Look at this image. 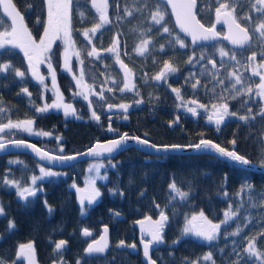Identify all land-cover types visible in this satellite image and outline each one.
Returning a JSON list of instances; mask_svg holds the SVG:
<instances>
[{
	"label": "trees",
	"instance_id": "obj_1",
	"mask_svg": "<svg viewBox=\"0 0 264 264\" xmlns=\"http://www.w3.org/2000/svg\"><path fill=\"white\" fill-rule=\"evenodd\" d=\"M156 2L158 0H150V7ZM13 3L24 15L25 24L33 39L39 42L47 21V7L44 0H13ZM109 3V18L112 22L105 25L92 38L93 44L100 51L101 59L87 55L92 45L88 44L82 35L99 20L91 7L90 0H74L70 12L71 38L76 50L80 51L83 64L72 55L70 58L72 71L65 70L63 40L57 39L52 45L51 60L56 73V85L63 95L64 102L72 104L76 110V116L66 117L64 111L60 109L37 113V107H42L45 103L50 104L54 99L51 90L53 88L50 87L47 78H44L43 85L32 79L30 71H27V61L19 49H12V55L0 56V63L9 62L14 69L26 71L23 81L15 76L14 70L0 72V107L5 109L0 113V125L7 124L9 120L17 122L32 119L34 132L49 134L30 135L17 129H5L1 135L2 140L24 138L51 152L69 154L84 150L95 141L114 137L122 132L136 134L156 144L186 145L196 143L201 138H209L226 148H233L230 141L234 139L235 150L238 153L260 163L261 153L264 152V117L257 113L264 107V101L252 96L251 102L241 107L242 101L248 99V96L236 100L228 99L229 110L236 112L237 116L226 117L218 131L216 125L208 121L209 113L197 108L198 114L193 116L186 108L178 106L181 100L177 99L176 93L172 91L173 88H179L185 102L196 100L198 104L206 105L211 109L213 104L220 101L216 94L208 90L213 86L209 83L210 78L200 75L201 65L212 70L208 59H213L221 77L232 71L235 62L228 60L227 57H220L218 48L221 46H224L226 51L236 52L241 65H246L247 57L252 52H256L258 54L256 63L259 64L262 59L260 43L254 39L244 49L233 48L223 40L193 45L177 33L168 9L162 3L161 7L166 12L165 21L172 30L173 36L181 37L188 45L185 49L179 48L178 45L170 48L167 46L169 37L161 33L159 25L152 26L151 32L146 31L151 23L147 19L149 9L134 12L131 17L117 20L116 0H109ZM125 3L129 7L140 6L139 3L133 5L132 0H120L121 16ZM252 3L254 0H239L236 5L237 16L252 15L253 22L250 27L260 22L259 14L252 12ZM28 5H32L31 9ZM217 6L215 0H197V17L205 25H213L216 23L215 7ZM81 12L84 13L83 17L80 15ZM38 19L40 23H37ZM0 21L5 26L11 24L2 7H0ZM241 23L247 26V21L241 20ZM216 28L219 32H224L222 25H217ZM0 31H4V28L0 27ZM118 34L120 59L128 69L132 70L129 80L135 86L132 90L123 92L120 88L124 86V71L116 63L114 54L103 51L111 46L113 37ZM148 37L153 38V46L148 53L138 56L134 50L136 45L141 38ZM161 45H165L163 52L160 51ZM193 50L197 58L201 52H204L208 59L193 67L187 63L188 58L193 55ZM222 59L226 67H220ZM165 61L174 64L178 72L169 75L167 82L154 80L153 77L160 72ZM81 70L83 81L78 87L73 77L79 78ZM239 71L244 77L245 86L251 84L255 90V85L260 82L259 76H252L251 70L246 71L243 66L239 67ZM41 73L42 75L45 73L43 66ZM189 73H195L196 76L186 82ZM197 79L200 84L194 90L192 84ZM225 85H228L227 81ZM83 87L86 93L90 87L91 92L96 94H90L88 100L74 95L78 91H83ZM23 88L28 89L31 97L22 92ZM109 88L112 90L108 91ZM101 90L104 94L103 99L98 95ZM220 92L221 88L217 87L216 93ZM89 101L93 105L91 109ZM136 101L142 103L137 104ZM122 104L129 105L127 112L119 107ZM109 105L116 107L117 110L106 112L105 109ZM189 106L193 105L189 103ZM249 109L255 119L239 120L238 117L247 115ZM92 111L100 117L99 121L92 118ZM177 117H179L178 122L172 123L177 121ZM109 125L114 131L108 130ZM101 160L110 163L107 167V179L96 184L102 195L81 215L78 194L71 186L75 184L80 187L84 184L86 164L91 160L79 161L63 169H54L40 164L26 153L0 155V205L4 208V215L0 216V236L3 237L0 240V258H3L4 264H13V261L23 264L22 258L17 257L18 246L29 242L34 245L36 264H58V262L77 264L78 260L80 264H141L139 253H130L126 248L119 247L118 243L136 241L137 230L133 221L147 215L156 216L161 209L169 219L163 230V242L152 253L158 264H191L208 252L213 254L216 264H235L237 256L232 254L234 246L243 256L240 264H257L254 259H248L244 247L247 239L264 231L263 171L234 165L202 152L156 156L148 155L134 147ZM11 161L18 163H10ZM41 167L58 175L37 180L36 187L42 191H38L35 197L28 198L30 201L28 203L18 198L15 188L3 184L4 178L7 177L20 181L22 186H27L31 184L32 176H40ZM173 182L177 188L189 194L186 200L181 201L170 190L169 185ZM245 183L252 185V192H246L242 197L238 196V191ZM114 188L117 191L112 194L109 190ZM121 192L123 195H120ZM225 192L228 193L227 197L224 195ZM249 196L252 197L251 201ZM241 199L244 208L239 213V219L222 226L216 241L206 242L182 234L186 218L203 211L214 223H219L223 220L224 211L229 203L233 204L235 210ZM45 200L53 209L51 214L45 207ZM114 211L121 212L124 217L116 220L113 216ZM246 217H250L251 225L244 228L239 236L229 235L235 231L237 224L244 226ZM9 220L15 223V228L11 232L8 230ZM103 224L109 226L111 247L104 255L87 254L86 243L98 235ZM84 228L92 235L84 236L82 234ZM61 240L67 243L58 254L54 252V248ZM174 241L176 243H173ZM257 247L264 252V236L259 237ZM199 264H210V262L199 259Z\"/></svg>",
	"mask_w": 264,
	"mask_h": 264
},
{
	"label": "snow or ice",
	"instance_id": "obj_2",
	"mask_svg": "<svg viewBox=\"0 0 264 264\" xmlns=\"http://www.w3.org/2000/svg\"><path fill=\"white\" fill-rule=\"evenodd\" d=\"M47 7V21L44 27V34L40 37L39 42L33 39L31 32H29L26 24L25 17L21 14V12L17 9L16 5L13 3V0H0V7L3 8L4 13L10 18L11 24L9 26H5L2 21H0V27L4 28V31H0V56L8 54L12 55V49H19L24 58L27 61L28 69L32 76L39 81L42 85L44 84V77L40 75L38 66L43 63H47L49 73L52 79V87L55 89L57 100L52 104L45 103L42 107H37V113H44L49 111L50 109H63L64 115L67 116H76V110L73 108L72 104L65 103L63 99V95L59 92V89L56 85V73L52 67L51 57L53 55L52 45L53 42L57 39H62L65 45L64 49V68L65 70L71 72L72 67L70 64V58L72 55H75L80 64H83V60L80 59V51L76 50L75 44L71 38V9L73 7L74 0H44ZM133 5L139 3V7H129L127 3L123 7V16L120 15V0H116V13L115 18L117 20H122L124 17H131L134 12H140L144 9H149V15L147 19L151 22L149 28L146 30L148 32L152 31V26L159 25L160 31L162 34H167L169 37L167 46L170 48H175L176 45L181 49H185L188 45L185 41L179 36H173L172 30L167 26L165 21L166 12L161 7V4L164 0H158L153 7H150V0H132ZM91 7L95 10L97 16L99 17L98 22L91 28L85 30L82 35L88 41V44L92 45L91 50L87 51V55L89 57H93L95 59H101L100 51L97 50L95 45L93 44V37L96 36L97 32L104 28L105 25L110 24L112 21L109 18V0H90ZM215 3L218 5L215 7V18L216 23H214L211 27H205L204 24L200 22L196 18V12L194 9L197 8V0H167V4L171 7L173 14L176 17V23L180 27L181 31L185 33L187 36L191 37L192 44L197 45L199 41H209L215 40L220 33L215 31L216 24L222 23L227 26L228 34L223 38L228 40L232 45L237 46L240 49H244L249 46L253 40L255 39L260 43L262 51L260 53L261 62L259 64L257 61V53L252 52V54L247 57V64L241 65V61L238 59V54L234 51H225L223 48L218 50L220 57H227L228 60L234 61L233 70L229 71L226 76L221 77L219 75V68L217 67L216 62L207 58V55L204 52H201L200 56L197 58L195 55V50H193V55L188 58L187 63L195 67L197 64H200L201 61L208 59V63L212 65V70H209L206 66L201 65L200 75L208 76L209 83H212V87L208 90L212 91L214 94L218 96L219 103L213 104L211 109H209L206 105L198 104L196 100H192L190 102H185L181 95V90L179 88H173L172 91L176 93L177 99L181 100V104L179 107H184L188 112H190L193 116H196L197 108L204 109L208 114V121L210 123H214L217 127V130H220V125L225 122L226 117H236V112H231L229 110V104L227 103L228 99L236 100L237 98H242L244 96H248L249 98L242 101L241 107L248 105L251 102L252 96L258 97L259 100L264 101V0H254V3L251 5V9L253 13H257L260 16V22L256 23L254 27H250L253 22L252 15L245 14L243 17L237 16L236 5L239 3V0H215ZM32 5H28V8L31 9ZM80 15L83 17L84 13L81 12ZM241 20L247 21V26L242 25ZM41 21L38 19L37 23ZM143 35V31H142ZM119 34L114 36L112 39L111 46L107 49H103L108 53H112L115 55L116 63L120 65L121 69L124 71L125 80L124 86L120 88V91L132 90L135 86L131 84L129 80V76L131 75L132 70L128 69L127 65L120 59V40ZM153 38H141L140 42L135 47V52L138 56H143L149 52L150 48L153 46ZM160 51H165V45L160 46ZM243 66L245 70H251L252 76H259L260 82L255 85V90L249 84L247 87L245 86V80L239 71V67ZM220 67H226L223 59L220 61ZM15 71V76L23 78L26 76V71H21L19 68L13 67V65L9 62L0 63V72L7 71ZM178 72V68L170 63L169 61H165L162 69L158 74H156L153 79L156 81L167 82L169 75L175 74ZM196 76L195 73H189V76L186 77V82L194 79ZM76 79L77 86L79 87L83 81V72L81 70V75L79 78L73 77ZM111 79V77H109ZM225 81L228 82V85H225ZM214 82V83H213ZM107 83V81H105ZM115 83V81H114ZM200 84V81L197 79L195 83L192 84V88L195 90L197 86ZM239 86V87H238ZM47 86L45 85V88ZM88 87V86H85ZM207 88V85H205ZM217 87L221 88L220 93H216ZM112 89L109 88L108 91ZM22 92L26 93L29 97H31V93L28 92L27 88H23ZM92 93L90 87L88 88V92L78 91L74 93V95L82 96L85 100H88V97ZM101 99L104 98L103 90L98 93ZM32 101L30 100V103ZM137 104L142 103V101H136ZM189 103L193 106H189ZM93 107L92 102L89 101V108ZM121 109L127 112L129 105H119ZM112 108V105H109V109ZM5 109L0 107V113L4 112ZM257 115L264 117V107H262L257 113ZM77 118H79L77 116ZM92 118L99 121L100 117L97 116L95 111H92ZM241 121H248L255 119V116L252 114L251 109L247 115H241L238 117ZM125 119L127 117L125 116ZM179 117H177L178 122ZM34 121L32 119H26L22 121L13 122L9 120L7 124L0 125V133L4 132L5 129H17L18 131L27 132L32 135H49L46 132H34L33 129ZM109 131H114L109 125ZM147 135V134H145ZM129 139L134 140L138 145L149 147L154 149L156 152H168L172 150H183L184 148H190L197 152H202L205 154L214 155L215 158L223 159L231 164L239 165V166H251L252 162L243 155H240L235 150L236 141L233 139L230 143L233 145L232 149H227L219 143H215L211 140L201 138L198 143L189 144L186 146L181 145H156L150 143L147 139H141L140 137H129L127 133L121 135L118 139L108 141L107 144L101 145L97 144L93 148L89 149L87 155L89 156H99L102 153H113L114 151L120 150L126 146L127 141ZM6 142L0 139V150L5 148ZM14 147L20 148H31L41 159L48 160H60V161H70L75 159L73 156H58L53 157L48 152L43 151L37 148L33 144H25L24 141H15ZM63 151V149H61ZM10 163H18L17 161H11ZM261 166H264V152L261 153ZM104 167L102 164H94L89 169V171L95 170L97 174H99L100 168ZM112 167H116V165H112ZM58 173L52 172L50 170H45V168H40V176H32L31 184L27 186H22L20 181L14 179L4 178L3 184L6 186H10L16 189V194L21 201H25L26 203L30 202L28 198L35 197L38 191H42V189L36 187L37 180H41L44 177H52L56 176ZM100 179H107L106 176H99ZM227 177L225 176V181ZM71 187L75 188L78 194V201L81 205V215L85 213V201H87L88 205L93 204L97 198H99L102 194L100 190L95 186V180L91 179L88 181V187L85 189H81L73 184ZM170 190L178 196L181 201H184L188 198V193L181 191L177 188L176 184L173 182L169 185ZM253 190L252 185L247 183L243 184L238 191L237 195L241 196L244 193H251ZM112 194H115L117 189L109 190ZM120 195H123L121 192ZM225 197L228 196V193H224ZM175 198V197H173ZM249 200H252V197L249 196ZM45 207H47L49 213L53 211L50 205H48L47 201H44ZM254 206V202H253ZM159 207V205H157ZM244 208L243 199H241V203L239 206L233 210V204L229 203L228 208L224 211L223 220L219 223H213L211 219H209L203 211L199 212L196 215H192L190 218H186L185 227L182 230L183 235H192L199 238L202 241L213 242L216 241L221 233L222 226H227L230 221L238 220L239 213ZM111 211V210H110ZM4 215V208L0 205V216ZM115 215H119V213H115ZM169 217L165 214L164 210H160L159 219L153 221L151 217H145L144 220L136 221L141 226V234L142 239L141 243L143 245L144 257L147 260V264H156L151 256L149 255L150 247L163 242V230L165 224L167 223ZM251 225L250 217L245 218V224L241 227L237 224L235 231L230 233L231 236H239L244 228L249 227ZM15 228V223L12 220H9L8 230L11 232ZM107 227L104 228V235L100 237L99 240L93 241L88 244V247L85 249L87 254L93 253H103L107 248ZM82 234L84 236H91L92 233L88 229H83ZM144 236H150L151 239L145 240ZM264 236V231L260 232L257 236H253L250 239H247V243L244 247V253L247 255L249 260L254 259L257 264H264V252H261L257 247V241L259 237ZM3 237L0 236V240ZM66 241L61 240L55 244L54 252L60 254L66 245ZM173 243H176L174 241ZM120 247L125 246L124 241H120L118 245ZM132 249L136 248L135 244L128 245ZM223 251V249H221ZM237 256V260L235 264H240V261L243 259V256L239 252L236 251L234 246L233 253ZM17 257L24 258L28 261V264H35V249L32 242L27 244H20L18 246ZM199 259H203L204 261L210 262V264H216L213 259V254L211 252L206 253L202 258H198L196 261H192L191 264H199ZM0 264H4L3 258H0ZM13 264H17V261H13ZM60 264V262H58ZM77 264H80V261H77Z\"/></svg>",
	"mask_w": 264,
	"mask_h": 264
},
{
	"label": "water",
	"instance_id": "obj_3",
	"mask_svg": "<svg viewBox=\"0 0 264 264\" xmlns=\"http://www.w3.org/2000/svg\"><path fill=\"white\" fill-rule=\"evenodd\" d=\"M165 4V6L168 8L169 10V13H170V16H171V19H172V22H173V25L176 29V31L182 35L183 37H185L191 44H192V40H191V37L190 36H187L185 33H183L180 29V27L177 25L176 23V17L175 15L173 14L172 12V9L171 7L167 4V0H164L163 2ZM197 8L194 9V12H196ZM196 18L199 20V18L197 17V14H196ZM201 22V21H200ZM202 23V22H201ZM204 24V23H202ZM220 25H222L224 27V33H220L217 28H215V31H217L218 33H220V36H218L215 40H209V41H199L198 42V45L200 44H210V43H213L215 41H218V40H224V41H227L228 44L233 47V48H238L237 46H234L232 45L228 40L224 39L223 37L225 35L228 34V28L226 25L222 24V23H219ZM205 25V24H204ZM212 25H205V27H211ZM30 75L32 77L33 80H36L31 72H30ZM106 112H111V111H116L117 108L116 107H113L111 109H109V106L106 107ZM127 133L129 135V137H140L141 139H146L144 137H141V136H138L136 134H133V133H128V132H122L121 134L117 135V136H114V137H110V138H106V139H103V140H98V141H95L93 142L91 145H89L87 148H85L84 150H81V151H78V152H73V153H69V154H58V153H54V152H51L41 146H39L38 144H36L35 142L31 141V140H28V139H24V138H13V139H7V140H3L4 142H6L5 144V148L3 150H0V155H7V154H14V153H26V154H29L31 157H33L37 162H39L40 164L44 165V166H47V167H50V168H54V169H63V168H66L68 166H70L71 164L73 163H76V162H79V161H84V160H91V159H102V158H110V157H113L115 156L116 154L128 149L129 147H134L146 154H149V155H161V154H172V153H188V152H197L193 149H190V148H184L183 150H172V151H168V152H156L154 149L152 148H149V147H145V146H141V145H138L134 140L132 139H129L127 141V144L125 147H123L122 149L120 150H117V151H114L113 153H102L101 155L99 156H89L87 155L89 149L93 148L94 146H96L97 144H101V145H104V144H107L108 141H111V140H115V139H118L121 135ZM204 139H208V140H211L213 141L212 139H209V138H204ZM24 141L25 144H33L35 145L37 148L43 150V151H46L48 152L51 156L53 157H58V156H73L75 157V159L73 160H70V161H60V160H48V159H41L40 156H38L31 148H25V147H20V148H17V147H14V142L15 141ZM148 140V139H147ZM150 143L152 144H156V143H153L151 142L150 140H148ZM199 141H197L196 143H198ZM215 142V141H213ZM216 143V142H215ZM194 144V143H193ZM156 145H173V144H156ZM175 145H178V144H175ZM186 145H189V144H186ZM186 145H181V146H186ZM226 148V147H225ZM227 149H232V148H227ZM240 154V153H239ZM241 155V154H240ZM223 160V159H222ZM251 166H241V167H247L251 170H254V171H263L264 172V166H261L260 163H257L255 161H252ZM239 166V165H238ZM115 213H119V215H115ZM114 217L117 218V219H122L124 216L121 212H117V211H114ZM160 215V214H159ZM159 215L157 217H152L150 215H147L145 217H151L153 221L159 219ZM145 217H141V218H138L136 220L133 221V225L135 226L136 230H137V236H138V240H137V243L135 242H131V243H125L124 242V245L123 247H125L130 253H137V252H140V259L142 261V264H147V260L146 258L144 257V252H143V245L141 243V239H142V234H141V226L136 223V221H140V220H144ZM107 227L108 231H107V248L105 249V251L103 253H93V254H96V255H104L107 250L110 248L111 246V238H110V229L108 227V225L106 224H103L101 225V228H100V232L99 234L90 239L87 243H86V248L88 247V244L92 243L93 241H97L100 239V237L102 235H104V228ZM86 229V228H84ZM143 239L145 240H149L151 239L150 236H144ZM132 244H135L136 245V248L135 249H132L130 247H127L128 245H132ZM160 244V243H159ZM159 244H155L153 246L150 247V252H149V255L151 256V258L156 261L151 253L154 249H156ZM22 258V257H21ZM23 261H24V264H28V261L25 260L24 258H22ZM35 263H36V254H35ZM156 264H157V261H156Z\"/></svg>",
	"mask_w": 264,
	"mask_h": 264
},
{
	"label": "rangeland",
	"instance_id": "obj_4",
	"mask_svg": "<svg viewBox=\"0 0 264 264\" xmlns=\"http://www.w3.org/2000/svg\"><path fill=\"white\" fill-rule=\"evenodd\" d=\"M65 46V45H64ZM224 46H221V47H219L218 48V50L220 49V48H223ZM224 49V48H223ZM225 50V49H224ZM226 51V50H225ZM42 66H43V68L45 69V73H43V75H42V73H41V68H42ZM38 70H39V73H40V75H42L44 78H47V81H48V83L50 84V87L51 88H53L52 87V79H51V75H50V73H49V69H48V65H47V63L45 62V63H43V64H40L39 66H38ZM52 90V93H53V95H54V99H53V101L50 103V104H52L54 101H56L57 100V96H56V92H55V90L53 91V89H51ZM82 90L85 92V87H83L82 88ZM60 110H62L63 111V109H60ZM3 133V132H2ZM2 133H0V139H2L1 138V135H2ZM94 164H102V165H104V167H102V168H100V170H99V174H97V172L95 171V170H93V171H89V169L92 167V165H94ZM108 164H110L108 161H103V160H101V159H95V160H91V161H88V163L86 164V179H85V182H84V184L82 185V186H80L79 188H81V189H85V188H87L88 187V181L89 180H91V179H94L95 180V186L97 187V183L99 182V181H104L105 179H100L99 178V176H106L107 177V167H108ZM85 209H87V207L89 206L88 204H87V201H85ZM85 212H86V210H85ZM185 224H186V221H185ZM185 224H184V227H185Z\"/></svg>",
	"mask_w": 264,
	"mask_h": 264
},
{
	"label": "flooded vegetation",
	"instance_id": "obj_5",
	"mask_svg": "<svg viewBox=\"0 0 264 264\" xmlns=\"http://www.w3.org/2000/svg\"><path fill=\"white\" fill-rule=\"evenodd\" d=\"M191 217V216H190ZM189 217V218H190ZM188 235H190V234H188ZM97 236V235H96ZM192 236V235H191ZM193 237H195V236H193ZM94 238V237H93ZM197 238V237H196ZM197 239H199V238H197ZM137 240H138V236L136 237V241H133V242H135V243H137Z\"/></svg>",
	"mask_w": 264,
	"mask_h": 264
},
{
	"label": "bare ground",
	"instance_id": "obj_6",
	"mask_svg": "<svg viewBox=\"0 0 264 264\" xmlns=\"http://www.w3.org/2000/svg\"><path fill=\"white\" fill-rule=\"evenodd\" d=\"M124 216V215H123Z\"/></svg>",
	"mask_w": 264,
	"mask_h": 264
}]
</instances>
